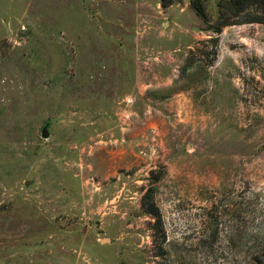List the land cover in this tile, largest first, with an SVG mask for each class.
I'll return each instance as SVG.
<instances>
[{"label": "rangeland", "instance_id": "1", "mask_svg": "<svg viewBox=\"0 0 264 264\" xmlns=\"http://www.w3.org/2000/svg\"><path fill=\"white\" fill-rule=\"evenodd\" d=\"M198 2L0 0V264H244L264 0Z\"/></svg>", "mask_w": 264, "mask_h": 264}, {"label": "trees", "instance_id": "2", "mask_svg": "<svg viewBox=\"0 0 264 264\" xmlns=\"http://www.w3.org/2000/svg\"><path fill=\"white\" fill-rule=\"evenodd\" d=\"M194 8L197 12L200 13L201 8L199 6L198 0H192ZM230 4L236 7L235 15L239 16L241 13L244 12V6L241 4V0H230ZM246 23H261L264 24V17L257 16L254 19L249 20ZM222 26H226L223 24ZM216 33L218 31H215ZM152 190L145 195L144 200H148L151 197ZM149 213L153 214L154 216H158V210L153 206L150 207ZM244 264H264V237L257 238L254 240L251 249L245 256Z\"/></svg>", "mask_w": 264, "mask_h": 264}, {"label": "water", "instance_id": "3", "mask_svg": "<svg viewBox=\"0 0 264 264\" xmlns=\"http://www.w3.org/2000/svg\"><path fill=\"white\" fill-rule=\"evenodd\" d=\"M42 138L44 139H48L50 137V132H49V128L48 125H46L43 129H42ZM26 186H29V183L26 184Z\"/></svg>", "mask_w": 264, "mask_h": 264}]
</instances>
